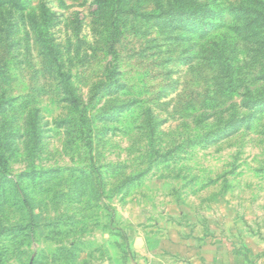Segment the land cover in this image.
<instances>
[{"label":"rangeland","instance_id":"1","mask_svg":"<svg viewBox=\"0 0 264 264\" xmlns=\"http://www.w3.org/2000/svg\"><path fill=\"white\" fill-rule=\"evenodd\" d=\"M238 1L0 0V264H133L186 215L264 247V0Z\"/></svg>","mask_w":264,"mask_h":264},{"label":"crops","instance_id":"2","mask_svg":"<svg viewBox=\"0 0 264 264\" xmlns=\"http://www.w3.org/2000/svg\"><path fill=\"white\" fill-rule=\"evenodd\" d=\"M191 216L186 215V223L175 221L174 228L147 231L132 249V263L264 264V247L234 228V215H220L217 221Z\"/></svg>","mask_w":264,"mask_h":264},{"label":"trees","instance_id":"3","mask_svg":"<svg viewBox=\"0 0 264 264\" xmlns=\"http://www.w3.org/2000/svg\"><path fill=\"white\" fill-rule=\"evenodd\" d=\"M189 1L190 0H185V1L184 0H175L176 3H181L183 10H187L186 5L189 6V4H190V3H188ZM251 5H257V10L254 9L253 12L260 14L261 6L254 3V0H239L234 5H231V8L235 9V10H239L243 16L248 17V15L253 13ZM204 8H205V6L203 5V6H201V8L199 10H204ZM0 158L2 159V168H4L5 167V159H3V157H1V156H0Z\"/></svg>","mask_w":264,"mask_h":264}]
</instances>
